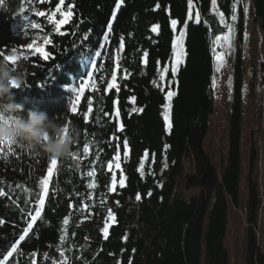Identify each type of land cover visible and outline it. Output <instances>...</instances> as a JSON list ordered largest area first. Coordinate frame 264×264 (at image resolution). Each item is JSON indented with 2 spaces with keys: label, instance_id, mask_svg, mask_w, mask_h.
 Masks as SVG:
<instances>
[{
  "label": "trees",
  "instance_id": "1",
  "mask_svg": "<svg viewBox=\"0 0 264 264\" xmlns=\"http://www.w3.org/2000/svg\"><path fill=\"white\" fill-rule=\"evenodd\" d=\"M117 2L65 0L62 9L66 11L69 5L73 8L72 20L61 27L65 35L55 32L46 17L35 16V11H54L59 0H3L0 3V50L25 48L36 37H41L37 43H43L45 35L52 39V44L45 49L52 53L51 59L44 61L37 55L13 65L23 69L26 76L24 87L13 90L16 102L24 105V118L29 110L38 108L61 125L71 120V125L79 129V140L72 151L80 153L75 158L71 155L58 160V171L50 183L42 217L18 246L23 255L14 253L8 264L13 261L15 264H52L53 261L56 264H230L225 246L229 214L231 208L238 210L243 200L247 212L245 264H264L258 236L264 192L256 176L260 155L254 140L261 134L264 118V86H260L264 85V65L258 87L254 88L251 82L247 92V17L242 0L236 5L234 23L231 15L235 0H218L217 8L211 0H193V15L197 10L200 12L199 25L187 20V0H124L116 11ZM252 6L253 24L264 38V0H252ZM114 11L116 19L112 21ZM219 12L224 13V24L220 23ZM21 15H29L41 23L43 30L30 29L25 34L18 26L22 23ZM60 18L57 13L56 19ZM171 19L180 22L177 32L171 28ZM109 22L113 27L110 34L106 27ZM185 22L189 25L184 43L187 55L175 85L170 71L165 81L160 80V69L165 66L170 69L172 43ZM230 23L235 31V49L228 145L220 171L205 141L217 109L213 43L218 36L228 34L226 25ZM156 25L160 26L158 32H153ZM105 34L109 35L107 41L103 38ZM121 39L124 48L119 50ZM94 63L98 91L86 90L78 112L71 113L70 89L87 77ZM113 72L120 84L118 119L114 118L115 89L106 88ZM169 88L177 91L170 135L163 121L164 96ZM133 96L135 104L131 103ZM246 96L250 100L248 112L252 122L259 127L254 129L252 124L248 173L243 178ZM88 98L92 99L93 112L85 121L81 113L87 109ZM133 108L144 111L133 112ZM121 122L125 126L123 133L115 131ZM114 133L120 139L112 140ZM124 139L130 148L127 159ZM116 144L121 145L120 169H115L111 159ZM85 145L91 146L87 155L82 153ZM165 145L169 147L165 149ZM50 158L40 149L28 150L21 142L12 152L5 148L0 153V259L26 226L27 214L34 208L39 191L38 178L46 175ZM108 163H113V169H108ZM183 163L192 169V174L185 179L186 189L199 190V194L188 202L172 204L166 197V188L179 176ZM89 170L95 171L94 177L87 176ZM113 174L117 177L114 192L110 191ZM125 177V187L121 188L119 181ZM244 181L247 194L243 198ZM90 182L96 185L92 189L87 187ZM148 192L152 193L150 197ZM137 194L140 200L136 199ZM153 196L156 212L172 204L160 232L155 228L154 219L143 222L141 205ZM109 208L117 219L105 240L102 232ZM64 218L69 219L67 226L62 223ZM65 229L67 237L61 245L59 236ZM125 236L127 241L123 239ZM58 247L64 250V257L60 256ZM33 252L37 254L35 257Z\"/></svg>",
  "mask_w": 264,
  "mask_h": 264
},
{
  "label": "snow or ice",
  "instance_id": "2",
  "mask_svg": "<svg viewBox=\"0 0 264 264\" xmlns=\"http://www.w3.org/2000/svg\"><path fill=\"white\" fill-rule=\"evenodd\" d=\"M0 3H3V0H0ZM65 0H59V3L55 5V10L54 11H35V16L39 17H46L47 22L49 24L54 25L53 30L60 35H65V32L61 31V27L63 25L68 24L73 17V8L71 5L68 6L67 10L62 9V5H64ZM124 3V0H118V2L115 4V9L116 11H119L121 8V5ZM188 3V13H187V20L188 21H194L195 24L199 25L201 24V17H200V12L197 10L195 12V15H193V0H187ZM212 5L215 7L217 4V0H211ZM239 3V0H235V2L232 5V15H231V20L233 23L237 20V15H236V5ZM157 8H159V5H157ZM247 6H245L244 11L247 13ZM116 11L113 12L112 14V21L116 19ZM20 12H24V8H20ZM57 13L60 15V19H56ZM219 18H220V23L224 24V13L219 12L218 13ZM20 20L22 23L18 24L19 27H21L24 31L25 34L28 33L30 29H37V30H43L41 23H38L35 19L31 18L29 15H21ZM180 22L177 19H171L170 20V25L173 30V32H177V26ZM107 33L110 34L113 31L112 23L109 22L107 24ZM159 25H156L152 28L153 32H158ZM189 25L187 22H185L179 32L177 33L175 39L173 40L172 43V59H171V66L170 69L168 66H165L160 69V80L165 81L166 77L169 74V71L171 72V78H172V84L178 85V80H176V76L178 75L181 66L185 63L186 59V49L184 46L185 39H186V33ZM227 27V33L228 35L224 36L223 39L228 42L227 47L230 49L232 47L231 43V38L234 33V28L232 25H226ZM105 34L104 35V40L107 41L109 39V35ZM247 38V34L245 33V39ZM41 39V37H36L32 39L30 43L26 45L25 48H18V47H13L12 49H8L7 51L0 50V58L8 61L12 65H16L18 60H28L29 57H35L39 56L42 60L48 61L49 59L52 58V53L50 51L45 50L47 45L52 44V39L48 36L45 35L42 37L43 43H37V40ZM221 37H217L216 41L213 43V56L214 59L217 61L218 65H223L225 63V54L223 52H216V47L218 45L219 40ZM124 48V41L121 39L119 41L118 49L122 50ZM100 53L97 52L96 56H99ZM147 56L148 53H144V62L147 63ZM117 62L119 61V52H117L116 56ZM119 64L117 63V67ZM97 70V65L94 63L92 66V70L88 73L87 77L81 81V83L77 87H73L70 89V91L73 94L72 100H71V107L70 111L71 113H77L78 112V106L80 105L81 98L85 96V91L89 90L91 91H98L97 89V84H96V79L93 76V73ZM220 68L217 67V71H219ZM155 84L156 82L153 81ZM215 79H213V86L215 87ZM160 86V85H157ZM107 90H112L115 89V100L114 104L116 105L115 112H114V118L118 119L121 115V111L119 108V92H120V84L117 81V76L115 72L111 74L110 82L107 83L106 85ZM163 91L164 89L161 88ZM177 95V91L173 90L172 88H169V90L165 93L164 100L165 103L163 105V121L165 124V129L166 132L170 135L173 129V119H172V111H173V99ZM136 102V97L133 96L131 97V103L135 104ZM86 105L87 109L85 112H82L81 115L84 117L85 121H87L89 114L93 112V102L91 98H88L86 100ZM133 112H140L143 113L144 109L143 108H133ZM107 114V113H105ZM72 121L69 120L67 121L64 125H69L71 124ZM125 130L124 124L121 122L118 124L116 128V132L123 133ZM65 131L67 132V127H65ZM112 140H118L120 137L116 136L115 133L111 137ZM18 142L13 143L11 141L0 144V153H3L5 151V148L7 149L8 152H12L13 148L15 145H17ZM90 145H85L82 146V153L84 155H87L90 151ZM120 144L115 145V154L111 158L115 162V169H120L121 168V152H120ZM169 146L165 145V149H167ZM123 149H124V158L127 159L130 148H129V142L127 139L123 140ZM80 153H72V156L75 158L77 155ZM38 155V154H37ZM148 153L145 152L144 157L147 158ZM167 165L165 164V167ZM108 169L111 170L113 169V163H108L107 165ZM141 173L143 172V163H141ZM58 171V160L54 158H50L47 166H46V175L41 176L38 178V193H37V198L35 200L34 208L29 210L28 212V218L25 221V227H23L21 233L19 234L18 238L11 244V247L9 250L6 251V253L3 255V258L0 259V264H8L9 258L13 257V254L16 253L17 255H23L22 252L18 251V246L20 245L21 242L25 241L26 237L29 235L30 232L33 230L34 224L37 222V220L41 219L42 213L45 210V203H46V198L49 196V186L50 183L53 180L54 175ZM95 171L94 170H89L87 172L88 177H94L95 176ZM125 178L120 179L119 181V186L121 188L125 187ZM116 185H117V177L115 174L112 175L111 177V187L110 191H115L116 190ZM96 185L94 183H88L87 187L89 189L94 188ZM162 186V185H161ZM2 194V193H0ZM147 195L150 197L152 195L151 192H148ZM137 200L141 199V196L137 194L136 196ZM117 203H119L117 201ZM116 216L113 213L112 209L109 208L107 210V218L104 221V226H103V239L107 240L109 237V229L112 226V224L116 223ZM63 225L67 226L69 224V219L64 218L62 221ZM67 237V230L65 229L63 234L59 236V241L60 244L62 245L64 241L66 240ZM125 241H127V236L123 237ZM57 251H59L60 256L64 257V250L62 248H57ZM37 254L35 252L32 253V256L35 257ZM45 259H47V256H45ZM13 264H15V261H13ZM52 264H56L55 261L52 262Z\"/></svg>",
  "mask_w": 264,
  "mask_h": 264
},
{
  "label": "rangeland",
  "instance_id": "3",
  "mask_svg": "<svg viewBox=\"0 0 264 264\" xmlns=\"http://www.w3.org/2000/svg\"><path fill=\"white\" fill-rule=\"evenodd\" d=\"M244 7L247 6L248 10L246 13V50H245V78L246 86L248 91L250 90V83H253L254 88H257L260 82L261 67L264 65V38L260 31L256 29L252 21V0H242ZM217 4L214 8H217ZM229 25L233 26V23ZM234 28V26H233ZM228 35V34H227ZM216 41V40H215ZM232 47H227L228 42L221 37L216 47V52H223L225 54V63L218 65L214 59V79H215V95L217 101V109L212 118L209 134L205 141L206 149L208 150L214 165L221 171L225 164V158L227 153L228 145V116L231 104V91H232V77L231 70L234 57L235 49V31L231 38ZM217 67L220 68L217 71ZM261 87L264 85H260ZM264 90V87H263ZM249 97L246 96V107L245 113L248 114L244 121V176L246 178L248 173V162H249V149L251 144V132L253 120L251 119L250 113L248 112ZM254 114H252L253 116ZM250 116V117H249ZM254 125V124H253ZM259 125L255 124L254 129H258ZM261 134L255 137L256 146L259 149V162L256 171L261 191L264 192V118L261 119ZM192 174V169L188 163L182 164V170L179 176L174 180L172 185L167 186L166 197L170 198L172 204L176 201H190L194 196L199 194V190H187L185 179L187 176ZM243 198L247 194L246 181L242 187ZM156 198L153 196L150 199L144 201L141 205L143 214V222L147 223L151 219L155 220V228L158 232L162 227L165 216L171 205H165V208L161 212H156L154 208ZM247 212L245 203L236 210L231 208L229 214L228 233L225 239V246L228 249L230 256V264H245V248L247 239ZM258 236L260 245L264 251V207L259 213V225H258Z\"/></svg>",
  "mask_w": 264,
  "mask_h": 264
},
{
  "label": "clouds",
  "instance_id": "4",
  "mask_svg": "<svg viewBox=\"0 0 264 264\" xmlns=\"http://www.w3.org/2000/svg\"><path fill=\"white\" fill-rule=\"evenodd\" d=\"M25 80L23 69L0 59V144L21 142L28 150L40 149L56 160L71 157L79 129L59 124L38 108L29 110L24 118V105L16 102L13 90L22 89Z\"/></svg>",
  "mask_w": 264,
  "mask_h": 264
}]
</instances>
